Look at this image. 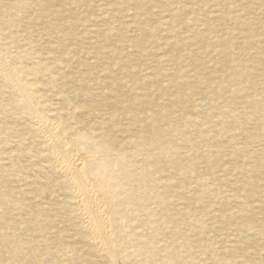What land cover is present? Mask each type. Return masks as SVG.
Wrapping results in <instances>:
<instances>
[{
	"label": "bare ground",
	"instance_id": "6f19581e",
	"mask_svg": "<svg viewBox=\"0 0 264 264\" xmlns=\"http://www.w3.org/2000/svg\"><path fill=\"white\" fill-rule=\"evenodd\" d=\"M60 1L63 3V0ZM120 1L122 2V0ZM189 1L188 5L190 6L187 5L185 18L198 22L201 17H198L194 10L197 2L196 0ZM243 1H245L243 2L245 8H250L249 3L251 1L256 4L253 6L254 10H264V0ZM216 2L213 3L217 5ZM37 4L39 5L38 1ZM12 6L14 5L10 4L9 7ZM9 7L3 5L1 11L6 12ZM167 10L170 20L174 14L172 9ZM153 11L155 13V10ZM104 12L106 11L104 10ZM206 15L202 17L201 24L206 25L204 21L208 20L210 14ZM212 16H215L216 20H220V22L230 18L235 22V28H233L236 30L234 31H238L246 39L245 46L254 45L248 41L251 35L248 34L247 28L238 24L239 17L234 14L230 15L226 11L217 15L213 13ZM12 24L13 19L3 20L0 18V97H3L0 98V115L12 116L10 117L12 120L20 121L14 124H5L3 120L0 122V143L9 139L10 141L14 140L13 142L19 146L15 149V156L12 154L13 152H9L8 158L11 161L15 158L16 162H10L12 163L11 168L9 167L6 171L20 181L26 178L25 181L23 179L24 185L28 182L30 188L24 189L22 184L17 189L19 195H22L21 201L20 197H16L15 190L3 191L0 193V207L5 208V201L8 200L12 204L29 211L33 205L48 208V201H42L45 197H48V200H54V204H50L53 209H44L41 213L43 216L42 223L36 221L31 211H26L25 219L22 218L20 221L24 223L26 229L36 230L37 236H41L39 232L44 230L46 224L51 226L55 222V225L65 226V231L69 233L68 237L70 236L74 241L64 242L60 239V243L53 247L46 246L40 256L42 254L46 257L48 264H55L54 262L59 257L65 260L77 258L75 256L78 254L79 248L86 251V264H246V256L256 257L260 254V251L264 249V221L262 219L252 220V217H249L248 211L250 209L247 202L248 199L260 198L259 200H261L264 198V135L251 137L245 127V129L239 127L240 138L238 141L236 130L229 123L220 127H218L219 124H216L217 128H212L214 124L210 125V119L207 121L208 124L198 123L196 119H199L201 107L207 105L212 113L214 111V114L223 116L230 114L235 103L243 107L252 105V111H248L250 115L256 112L264 116V108L262 109L257 101L262 100L260 97H264V55L261 54L257 59L248 58V61L256 64L262 70L258 74L252 71L247 73L250 79V89L255 87L257 83L263 87L258 94L259 99L247 92L248 87V89H243V93L235 92L236 94H233V89L242 90L244 87L238 81L237 72L234 70L231 77H227L223 73L219 74L217 83L220 87L219 85L215 87L214 81L207 77L205 80L209 85L208 89L204 87V90L197 88V83L203 78L201 79V76L193 73V75H188L193 82L190 81L191 84L186 83L189 85L184 89L180 88L184 83L177 78L172 77L166 82V84L174 85L180 90L173 97L170 94V97H164L163 94L158 95L161 98L159 104L161 101L164 103L163 108H151L146 104L143 105L142 100L143 109L138 115L132 113L134 112L132 108L139 96L135 95L132 98L135 102H130V98L124 97V92L118 91L121 86L120 78H122L120 74L127 76L124 74L130 71V67H126V63L122 62L116 55L117 48H112L111 52L114 58L103 67L104 72L108 75L103 81L104 87L107 89L106 92L112 93L110 94L109 111L93 112L94 109L91 105L87 107V105L78 104L80 101L77 104L73 102L72 99L84 97L86 96L85 93L88 94L87 92H76L74 85L67 86L68 91L66 93H55L60 95L59 102H50L51 94L48 93H50L51 87L56 85L53 80L55 78L57 80L65 79L69 76L61 71L57 65L58 60L56 62V59L51 55L42 58L36 54L29 42L19 43L16 36L17 30L10 29ZM18 25L20 26V24ZM188 25H190L189 21ZM162 29L164 30V28ZM167 30L165 31L169 32V37L172 38L175 35L174 30L171 27ZM203 33L201 40L204 41L207 40V32ZM65 36H63L64 39ZM254 42H256L255 39ZM159 44L161 45L160 42ZM165 44L173 48L176 41L168 39ZM137 46L141 53L145 51L144 41L142 43L137 42ZM261 53H264V46L262 45ZM168 55L172 60H175L174 52H168ZM222 56L224 57V55ZM213 71L215 72V68ZM258 75L261 77L258 78ZM74 78L80 83L85 81L79 75ZM42 79L45 82H41ZM41 83L44 86L47 85L48 88L41 89L39 86ZM161 83L154 85L155 89H151L160 93V88L162 85L164 86ZM104 91H97L93 96L97 95L98 98V95L101 96ZM217 93H219L218 96ZM207 94L211 95L210 99H207ZM221 95L229 97V100L223 102L228 110H224V106L217 103L219 101H217V97ZM178 100L189 102L188 115L185 117L181 110L176 112L174 109L166 108L170 107L174 103L173 101ZM45 105H47L46 110L42 108ZM118 109H121L123 118L127 119L126 116L128 117V123L140 126L138 131L137 126L134 127V134H130L126 128L120 129V122L114 121L115 115H118V111L115 110ZM80 110L83 114L80 113ZM77 113L80 115L76 116ZM213 120L215 119L213 118ZM106 126L109 127L106 128ZM187 129L197 131V136L193 138ZM222 130L226 133L224 136L225 146H221L217 140L218 134ZM138 133L142 134L138 135ZM177 136L180 137L179 141L176 140ZM253 144L260 148L252 147ZM222 150L228 152L227 156L237 154V157H240V162L233 165L218 163L219 165L210 166L211 168L206 166L207 159L213 160L209 156H219V152ZM199 163L203 164L204 168H200ZM13 164L17 165H15L16 168H13ZM26 170H31L33 174H25L24 176ZM226 174L234 176L229 180ZM36 179L42 182H38ZM181 180L194 183L193 190H191L194 193L193 197L188 194L189 197L186 196L184 191L178 189V183ZM230 197L235 202L233 205L229 203ZM263 204L260 205L264 209ZM218 222H221L220 226L216 225ZM8 225L6 219L0 217V229H4ZM13 226L15 223H12ZM221 229L235 231L238 238L228 246L217 247L209 234L213 232V237H220L222 243L224 240L220 235ZM18 238H20L18 235L14 237L0 231V245L9 244L10 255L23 249L19 246ZM78 244H80L79 247ZM34 250V248L33 250L27 249L31 257L28 264H42L40 259L36 258L34 254L36 251ZM0 260V264H15L5 261V259L0 258ZM250 264H264V261H254Z\"/></svg>",
	"mask_w": 264,
	"mask_h": 264
},
{
	"label": "rangeland",
	"instance_id": "374dc122",
	"mask_svg": "<svg viewBox=\"0 0 264 264\" xmlns=\"http://www.w3.org/2000/svg\"><path fill=\"white\" fill-rule=\"evenodd\" d=\"M9 1H11V2H9ZM37 1H38L39 5L37 4ZM85 1H87V0H67V1L63 0V3H62L60 0H48V1L47 0H32V1L31 0H24V1L23 0H0V18L3 20H5L7 18L13 19V24L11 25L10 29H16L17 30L16 36H17L19 43L20 42L23 43V41L29 42L32 49L36 52V54H38L42 58H45V57L47 58L48 56L51 55L53 58L56 59V62L58 60L57 65H58V67L61 68V71L64 72V74H67L69 76V77H66L67 79L63 78V79L57 80V78H55L53 80L56 85H54L52 87L50 85L51 90H50V93H48V94H51L50 102H52V101L54 103L59 102L60 95L55 94V93H57V92H65L66 93V91H68L67 86L74 85L73 87L75 88L74 90L76 92H78V93L87 92L88 93V94L85 93L84 95H86V96H84V97L72 99L74 103L77 104V102L80 101L78 104H82L84 106L87 105V107H88V105H91L92 108L94 109L93 112L109 111L108 108L110 106L109 103L111 101V97H110L111 95L110 94H112V93L109 91L106 92L107 89H105L106 87H104L103 81L107 78L108 75L104 72L103 67L106 66V64L112 58H114V56L111 52L112 48H117L116 55L119 56V59H121L122 62L126 63V67H130V71L127 74H124L127 76H121L123 74H120V77H122V78H120V81H121L120 87L121 88L119 87L118 91L124 92L125 93L124 97L128 98V99L130 98V102H135L132 99L135 95L139 96V98L137 97L138 99L136 100V103L133 104V108H132L134 111L132 113H136L138 115L141 114V110L143 109L142 108V102H141L142 100H143V105L146 104V105L150 106L151 108H163L162 105L164 103H162V101H161L159 104V101L161 100V98H159V96H158L159 94L160 95L163 94L162 96H164V97L169 96V94L172 97L177 95V93H178L177 91L180 89H177L178 87H176L174 85L166 84V82H168L172 77L177 78L179 81L184 83V85H182L180 87V88L184 89L186 86L189 85V84L186 85V83H190V81H192V79L189 78L188 75H193V73H196L199 76H201V79L203 78V80L200 79L201 81L199 83H197L198 84L197 88H199L200 90H204V87H205V89H208V85H209V83L205 80L207 77L209 79H211L212 81H214L213 83H214L215 87H217L219 85L217 83V80H218L217 77L219 76V74L223 73L227 77L228 76L231 77V76H233L232 74H234L232 72L234 70V72H237L236 74L238 76L237 77L238 81H240V83L244 86L242 88V90H240V89L239 90L233 89L234 91L232 90L233 94H236V93L239 94L240 92L244 91L243 90L244 88L248 89L250 86V79L247 76V73L249 71H252V72H255L258 74L262 71L260 69V67H258L256 64L251 63V61H248V58L252 57V58L257 59V58H259V56L261 54L264 55V53H261V45L264 46L263 45L264 44L263 43L264 10H261V9H255L254 10L253 6H256V4L252 3L250 0H246V1H250V3H249L250 8L244 7L243 2H245V1H243V0H203V1L202 0H196L197 3L195 4V6L194 5L193 6L195 7L194 10L197 12V16L201 17L200 21H198V22L190 21V20L185 18L186 17V11H187L186 9L188 8L187 5L190 3L189 0H154V1L153 0H150V1L149 0H142V1L141 0H122V2L120 0H96V1L95 0L94 1L88 0L87 2H85ZM165 1H167V2H165ZM90 2H92V3L90 4ZM202 2H204V3H202ZM213 2H216L218 4L220 3V4L216 5ZM10 4H12L14 6L9 7ZM57 4H59L60 6ZM3 5L9 7L6 12L1 11V6H3ZM122 5L124 6L123 8H122ZM178 5H180V6H178ZM199 5H200V7H199ZM188 6H190V5H188ZM154 8H156L157 11ZM263 8H264V6H263ZM167 9H172L173 14H174L173 18H170V20H169V15H168L169 12ZM104 10L106 12H104ZM153 10H155V13ZM200 10L202 13L199 12ZM137 11L140 13H138ZM203 11H204V13H203ZM224 11H226L230 15L234 14L240 18V19L238 18V24L247 28L248 34L251 35V37L248 38V41H249V43L251 42L254 45L251 46V44H249L248 46H245V44H246L245 40L246 39L243 38V36L240 33H238V31H234V30H236V29H234L235 28V25H234L235 22L232 21L230 18H228L224 22H220V20H216L215 16L214 17L212 16L213 13L217 15L218 13L224 12ZM60 13H61V15H60ZM149 13H151V14H149ZM176 15H177V17H176ZM204 15H206V16L209 15L208 20H206L207 22L203 20L204 23H206V25L208 26V28L205 24H201L202 23V17ZM260 15H262V16H260ZM146 16H148V17H146ZM142 17H143V19H142ZM98 18H99V20H98ZM27 20H28V22H27ZM46 20H48V21H46ZM173 20H175V21H173ZM165 21H167V22H165ZM188 21H189L190 25H188ZM244 21H246V22H244ZM163 23H167V24H163ZM241 23H243V24H241ZM18 24H20V26ZM108 24H109V26H108ZM167 26L171 27L175 32V35L172 38L169 37V32H166V31H168L167 29H169V27H167ZM112 27L115 29L113 30ZM138 27H139V29H138ZM147 27H149V28H147ZM165 27H166V29H165ZM36 28L38 31L36 30ZM162 28H164V30ZM116 29H117V31H115ZM147 29H149V31H147ZM155 29H157V30H155ZM127 31H129V32L127 33ZM163 31H165V32H163ZM205 31L207 32V40L203 41V40H201V38H202V35L204 34L203 32H205ZM31 34H32V36H31ZM166 34H167V36H166ZM228 35H230L229 38H228ZM40 36H41V40H40ZM63 36H65V39ZM81 36H84L85 38L84 37L82 38ZM131 36H133V37H131ZM140 36H142V37H140ZM156 36H158V37H156ZM123 37H126V38H123ZM160 39H161V41H160ZM168 39H172V40L176 41V44L173 48L170 47L169 45L166 46L165 42ZM254 39L256 42H254ZM124 40H126V41H124ZM130 41H131V45H130ZM143 41H144L145 51H143L141 53L139 51L138 46H137V42L142 43ZM159 42L161 43V45L159 44ZM191 43H192V45H191ZM185 44L187 45V48H186ZM109 45H110V47H109ZM34 46H36V47H34ZM180 47H182V48H180ZM51 48H53V49L50 50ZM130 48H131V50H130ZM212 48H214V49H212ZM227 51H229L228 52L229 54L227 53ZM168 52H174L173 57L175 58V60H172L170 58V56L168 55ZM151 53H153V54H151ZM202 55H203V57H202ZM222 55H224V57ZM155 56H156V58H155ZM45 60L47 61L48 59H45ZM147 61H149V62H147ZM224 62L225 63L228 62L226 66H224V64H225ZM178 63H179V65H178ZM198 64H200V65H198ZM212 64H213V66H212ZM219 65H221L222 67L221 66L219 67ZM214 68H215V72L213 71ZM65 69H66V72H65ZM195 70H196V72H195ZM205 70L207 71V73ZM187 71H189V72L187 73ZM256 71H258V72H256ZM132 72H133V74H131ZM211 72H213V73H211ZM228 72H229V74H228ZM184 73H185V75H184ZM182 74H183V76H182ZM78 75L85 79L84 83H80V82L76 81V78H74V77H77ZM140 75H142V76L140 77ZM260 77H261V75H258V78H260ZM142 78H143V80H142ZM166 79H168V80H166ZM40 81L45 82L43 79ZM64 81H66V82H64ZM160 82H162L161 84H164L165 87L162 85V88H160L161 92L159 93V92H157V90L154 91L153 89L156 88L154 85H158V83H160ZM201 82H203V83H201ZM86 83H88V84H86ZM147 83H148V85H147ZM201 84H203L204 86L203 85L201 86ZM88 85L89 86L91 85V87H89ZM39 86L41 87V89L42 88H48L47 85L44 86L42 83L39 84ZM219 87H220V85H219ZM151 88H153V89H151ZM252 89H254V90H252ZM262 89H263L262 85L257 83L255 85V87H251V89L249 88L247 92L249 94H252L255 98H258V94H260ZM101 90H103V91L105 90L103 92V94L101 93V96L98 95V98H97V95L93 96L94 93H96L97 91H101ZM131 92H133V93H131ZM154 92H155V94H154ZM53 93L55 95H52ZM218 95H219V93H217V96ZM87 96H89V97H87ZM0 98H3V97H0ZM48 98H50V96H48ZM210 98H211V95L207 94V99H210ZM260 98H262V100H260L258 98L259 99V100H257L258 105H260L263 109L264 108V97H260ZM97 99H99L100 101ZM218 100L221 102L219 103ZM227 100H229L228 96L223 97V95H221L220 97H217L218 102L217 101L216 102L218 103V105L224 106L223 102L227 101ZM0 101H1V99H0ZM103 101H105V102H103ZM173 102L174 103L170 107H166V108L174 109L176 112L181 110L182 113L184 114V117L186 115H188L187 114L188 113L187 109L189 107L188 101L178 100V101H173ZM46 106L47 105L43 106L42 108L44 110H46ZM138 106H139V109H137ZM183 109H185V110H183ZM200 109H199V112H200L199 113V115H200L199 119L198 118L196 119L198 123L200 122V123L208 124L207 121L210 119L209 120L210 125L214 124L212 126V128H217L218 124H219L218 127H220L226 123H229L233 128H235L236 137H237L238 141L240 138L239 137V127H243V128L245 127L248 130V134H250L251 137H255V136L259 137L261 134L264 135V116H262L261 114L256 113V112H253V114L250 115L248 113V111H252V105L243 107V106L238 105V103H235V105L232 106L230 114L223 115V116H220L217 113L214 114V111L212 113V110H210V107H208L207 105L204 107H201ZM223 109L228 110V108L225 106L223 107ZM13 111L16 112V110H13ZM115 111H118V115L116 114L117 117L115 115L114 121H116L117 123L120 122V126H119L120 129L126 128V130H128V132L130 134H134V132H135L134 127L137 126V131H138V128H140V126H138V124L128 123L129 122L128 117L126 116L127 119H125V117L123 118V116H122L123 113H122L121 109H118ZM80 113L83 114L82 111ZM94 114L96 115L97 113H94ZM231 114H232V116H231ZM79 115H80L79 113L76 114V116H79ZM10 117H12V116H10ZM10 117L0 115V122L3 120L5 122V124L19 123L20 120H15V119L12 120ZM202 117H204V118H202ZM218 117H220V118H218ZM213 118L215 120H213ZM227 120H228V122H227ZM236 120H239V121H236ZM210 125L208 126L209 130H210ZM248 126H250V127H248ZM108 127L109 126H106V128H108ZM200 128L203 129V127H200ZM204 129H205V127H204ZM133 130H134V132H133ZM187 130L193 136V138H195V136H197L196 135L197 131H194L192 129H187ZM208 133H209V131H208ZM140 134H142V133H138V135H140ZM218 135H219V137H217L218 143L221 144V146H225L226 142H225L224 136H226V133L222 130ZM166 136H168V135H166ZM176 140L179 141L180 137L177 136ZM13 141L14 140L10 141L9 139H6L5 142L0 143V193H2L3 191H5L7 189H13L16 192V197H18V198L20 197V201H21L22 195H19V193L17 192V189L20 186H22V184H23L24 189H29L30 187L28 185V182H26V184L24 185V183H25V182H23L24 178L21 179V181H20L18 178L14 177L13 175L8 174L6 171V169H8L12 164L10 162H13V163L16 162L15 158L12 161L10 160V158H8L9 152H13L12 154L15 156L16 155L15 149H17L19 147ZM252 147L260 148L256 144H253ZM11 150H13V151H11ZM219 153H220L219 156H214V157L209 156L213 160L209 161L210 159L209 160L207 159L206 163H205L206 166L214 167L216 165H219L218 163H220L222 165L223 164L233 165V164H238L240 162V157H237V154L233 155V156H227L226 154H228V152L226 150H222ZM15 165L16 164H13V168H16ZM199 166H200V168H204L203 167L204 165L201 163H199ZM25 174L32 175L33 172L31 170H26V172H24V176H25ZM226 175H227V177H229V180H231V178H233V176H234V175L230 176L231 174H226ZM25 179H24V181H25ZM36 180H38V182H42L39 179H36ZM178 185H179L178 189L182 192L184 191L183 193L186 196L189 195V196L193 197L194 193H192L191 190H193L194 183L181 180V182H179ZM226 194H228V193H226ZM259 199L258 198L251 199L252 201L250 199H248L247 204L249 205V209H250L248 211L249 217H252V220L253 219L254 220L262 219L264 221V209L261 208V205H260V204L264 203V200H263L264 198H261V200H263V201H261ZM43 200L48 201V204H47V205H49L48 208L47 207L41 208L38 205H33L32 208L29 209V211H31L34 214L36 221L39 223L43 222V216L41 214L43 212V210L44 209L45 210H49V209L52 210L53 207H51L50 204H54L53 203L54 200H48V197L43 198L42 201ZM229 200H230V202H229L230 204L233 205V203H235L233 201V199L231 200V197L229 198ZM263 206H264V204H263ZM26 211L27 210L24 209L23 207L18 206V205H14L11 202H9L8 200L5 201V208L0 207V217L2 219H6L7 223H9L8 227H6L4 229H0V231H2L6 235H11L14 237H17V235H18L20 237V238H18L19 239V242H18L19 246L23 248L22 250H19V251L15 252L14 254L10 255L9 254V244H7V245L2 244V245H0V258L5 259V261H8V262H13L15 264H22V263L28 264L30 262L31 257H30V253L27 252V249L33 250V248H34L35 249L34 251H36V253H34V254L36 255V258L38 260L40 259V263L48 264L47 258L44 257L42 254L40 256V253L42 252V250L46 246H52L53 247L54 245L60 243V239L64 240V242H72L74 240L70 236L68 237L69 233L65 231V229H64L65 226L55 225V222L51 226L46 224L44 230L42 232H39V234L41 236H37L38 233L36 230H33V229L28 230L24 227V223L20 222L22 218L25 219L24 217L27 214ZM29 211H27V212H29ZM261 213H262V215H261ZM12 223H15V226L12 227ZM216 225L220 226L221 222L216 223ZM222 226H224V225H222ZM263 229H264V227H263ZM53 231H55V232H53ZM220 232H221L220 235L223 237V240H224L222 243L220 242L221 241L220 237H215V238L213 237V235H214L213 232H210V234H209L213 238V241L215 243L214 245H216L219 248H222L224 246H228L229 244L234 243L235 239L238 238V234L233 230L231 231V230L221 229ZM225 239H227L228 241ZM217 240H218V242H217ZM79 246H80V244H78V247ZM85 253H86L85 250L83 251L82 248H79V252L75 256L77 258L65 260V259H61L59 257L58 259H60V260L58 261V259H57L54 263L55 264H86L85 263V256H86ZM35 255H34V258H35ZM257 256L256 257L246 256L247 257V258H245L246 264H250V262H254V261H264V249H262L260 251V254ZM0 262H1V260H0Z\"/></svg>",
	"mask_w": 264,
	"mask_h": 264
}]
</instances>
